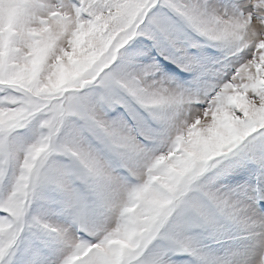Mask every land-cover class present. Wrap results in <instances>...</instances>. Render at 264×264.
Wrapping results in <instances>:
<instances>
[{"label":"snow or ice","instance_id":"obj_1","mask_svg":"<svg viewBox=\"0 0 264 264\" xmlns=\"http://www.w3.org/2000/svg\"><path fill=\"white\" fill-rule=\"evenodd\" d=\"M0 185V264H264V0H0Z\"/></svg>","mask_w":264,"mask_h":264},{"label":"rangeland","instance_id":"obj_2","mask_svg":"<svg viewBox=\"0 0 264 264\" xmlns=\"http://www.w3.org/2000/svg\"><path fill=\"white\" fill-rule=\"evenodd\" d=\"M6 190L5 185H0V194H2Z\"/></svg>","mask_w":264,"mask_h":264},{"label":"clouds","instance_id":"obj_3","mask_svg":"<svg viewBox=\"0 0 264 264\" xmlns=\"http://www.w3.org/2000/svg\"><path fill=\"white\" fill-rule=\"evenodd\" d=\"M4 7H5V8H8V7H10V6H9V5H7V4H5V5H4ZM132 211H133V212H135V211H136V207H135V206H133V209H132Z\"/></svg>","mask_w":264,"mask_h":264}]
</instances>
